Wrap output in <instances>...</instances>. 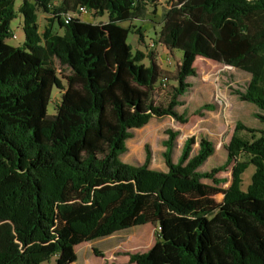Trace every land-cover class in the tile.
<instances>
[{
    "label": "trees",
    "instance_id": "1",
    "mask_svg": "<svg viewBox=\"0 0 264 264\" xmlns=\"http://www.w3.org/2000/svg\"><path fill=\"white\" fill-rule=\"evenodd\" d=\"M156 1L0 0V264H77L76 246L145 224L159 228L155 241L126 254L129 263L264 264V0H169L157 36L181 53L172 76L151 54L143 64L121 26ZM79 6L106 21L66 22ZM38 12L48 16L42 32ZM17 17L24 40L14 47L6 41ZM196 58L249 75L234 92L255 106L261 128L236 122L225 161L209 172L199 168L213 143L200 139L192 154L190 137L174 162L172 129L162 141L166 171L148 167V148L143 164L121 162L130 130L152 118L187 123L176 108ZM53 89L60 97L48 114ZM221 172H230L226 188Z\"/></svg>",
    "mask_w": 264,
    "mask_h": 264
},
{
    "label": "rangeland",
    "instance_id": "2",
    "mask_svg": "<svg viewBox=\"0 0 264 264\" xmlns=\"http://www.w3.org/2000/svg\"><path fill=\"white\" fill-rule=\"evenodd\" d=\"M19 3L20 0H17L16 6ZM153 4H149L143 19L124 22L121 26L130 29L127 43L133 52H142L145 56L143 64L148 65V56L151 54L160 69L172 76L175 73L181 53L178 50L171 52L166 49L158 41L157 36L162 23L161 15L168 9L169 0H157ZM37 18L39 30L42 32L48 16L38 12ZM77 18L93 23L105 22L107 19L106 15L94 18L92 14H83ZM20 25V17H17L11 24V29L17 34L16 39L9 38L6 41L11 46H20L24 40ZM54 29L60 32L56 26ZM136 30H139L143 36L140 42ZM149 39L155 40L153 50L147 48V40ZM194 67L196 76L187 79L191 87L184 96L179 97L183 106L176 108L179 113L183 110L186 111L187 123L180 124L171 117L152 118L143 127L130 130L132 137L125 141L126 151L120 156L121 162L130 165L143 164L145 148H148L150 152L148 167L156 171H166L161 156L162 141L166 138L165 130L172 129L178 132L172 156L174 162L180 155L183 142L190 137L195 140L192 154L196 153L200 139L204 138L213 143V155L199 168L201 172H209L225 161L226 153L223 146L228 142L236 122H241L244 126L255 130L261 128V124L254 117V113L257 112L255 106L241 101L234 92L235 90L242 91L245 88L250 78L248 74L202 58L195 59ZM173 85H175L174 82L168 84L160 97L161 101H166L167 93ZM59 97V92L53 89L51 101L47 106L48 114H54V105L58 102ZM205 105H209L210 108H204ZM134 148H137L138 152L132 154L131 150ZM253 172L254 167L249 165L242 174L243 190L249 184ZM217 177L228 179L226 183L220 185L221 188H226L229 185L230 172L218 173ZM203 182L211 183L209 180H203ZM221 198V194L216 196L217 201H220ZM5 229L8 231L9 225ZM156 233L157 229L154 230L150 225H140L102 239L82 243L75 247L77 264H135L129 263L126 254L147 251L154 243ZM42 264H54V258Z\"/></svg>",
    "mask_w": 264,
    "mask_h": 264
},
{
    "label": "built area",
    "instance_id": "3",
    "mask_svg": "<svg viewBox=\"0 0 264 264\" xmlns=\"http://www.w3.org/2000/svg\"><path fill=\"white\" fill-rule=\"evenodd\" d=\"M89 12L82 6H79L77 8V10L72 13V14H67L66 15V22L71 18V17H78L80 15H83V14H88ZM11 38L12 39H16L17 38V34L13 31L12 32V35H11ZM155 41V40H154ZM153 41V39H149L147 40V48L150 49V50H153L155 48V42ZM159 228H157V231H158Z\"/></svg>",
    "mask_w": 264,
    "mask_h": 264
},
{
    "label": "crops",
    "instance_id": "4",
    "mask_svg": "<svg viewBox=\"0 0 264 264\" xmlns=\"http://www.w3.org/2000/svg\"><path fill=\"white\" fill-rule=\"evenodd\" d=\"M145 225H150L151 227H153V229L155 230V229H157V227H155V226H153V225H151V224H145ZM152 246V245H151ZM150 246V247H151Z\"/></svg>",
    "mask_w": 264,
    "mask_h": 264
}]
</instances>
